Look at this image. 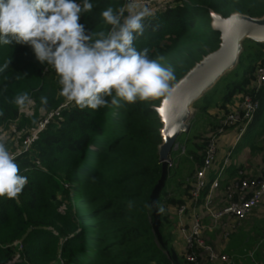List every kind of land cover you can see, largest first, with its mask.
I'll list each match as a JSON object with an SVG mask.
<instances>
[{
    "label": "trees",
    "instance_id": "1",
    "mask_svg": "<svg viewBox=\"0 0 264 264\" xmlns=\"http://www.w3.org/2000/svg\"><path fill=\"white\" fill-rule=\"evenodd\" d=\"M90 2L93 10L82 14L79 21L86 34L107 31L110 26L103 23L100 13L108 6L120 7L126 0ZM212 10L224 17L233 12L260 16L264 14V0H176L145 21L144 34L135 39L134 46L137 50L148 48L152 58L163 56L160 63L173 67L177 81L202 56L218 47V32L211 23H200L196 17V11H200L209 21ZM249 43L255 47L246 50L244 44L238 68L224 80L222 101L214 105L223 111V117L230 111L229 106L245 95L258 101L253 119L236 147L250 137L264 114V83L257 87L254 75L256 66L264 65V44ZM8 59L9 68L0 73V111L4 113L0 128L19 117L20 110L10 103L19 93L27 92L34 100L33 120L42 109L51 112L65 101L58 95L56 73L36 59L29 45L15 40L0 45V66ZM41 96H47L46 106L41 104ZM161 98L135 104L121 101V107L98 110H81L69 104L50 121L28 152L16 156L20 174L28 178V184L17 199L0 197V264H193L185 259L186 248L180 253L173 246V225L165 207L179 206L183 200L172 195L168 187L172 180L176 186L183 185V192L201 207L223 158L215 167L213 163L206 185L193 200L189 191L193 176L203 165L207 134L216 123L209 121L205 133L197 138L198 152L191 168L186 169V155L171 151L164 186L155 194L164 170L157 155L160 122L153 109ZM199 102L196 106H202L207 114L213 103L212 93ZM26 121L22 119L8 138L11 145L15 136L24 139L28 135ZM184 173L185 181L180 178ZM63 183L72 187L68 206L60 197ZM202 220L206 222V216L202 215ZM215 233L218 235L214 241L207 230L203 237L222 252L223 244L222 248L218 246L222 234ZM14 244L21 246L15 263ZM201 256L198 261L204 260Z\"/></svg>",
    "mask_w": 264,
    "mask_h": 264
},
{
    "label": "clouds",
    "instance_id": "2",
    "mask_svg": "<svg viewBox=\"0 0 264 264\" xmlns=\"http://www.w3.org/2000/svg\"><path fill=\"white\" fill-rule=\"evenodd\" d=\"M93 7L90 0H0V45L12 40L29 45L36 59L56 73L58 95L81 110L121 107V101L135 104L170 94L176 80L173 67L160 63L163 56L152 58L148 48L134 46L144 34L145 21L155 15L146 0L106 7L100 15L109 29L86 34L80 17ZM10 63L6 60L0 73ZM40 102L46 106L47 96H41ZM10 103L26 112L35 102L22 92ZM27 184L16 154L7 147V137L0 135V197L17 199Z\"/></svg>",
    "mask_w": 264,
    "mask_h": 264
},
{
    "label": "built area",
    "instance_id": "3",
    "mask_svg": "<svg viewBox=\"0 0 264 264\" xmlns=\"http://www.w3.org/2000/svg\"><path fill=\"white\" fill-rule=\"evenodd\" d=\"M163 0H146L149 7ZM166 2V0H165ZM164 2V4H165ZM170 6V5H169ZM255 85L259 87L264 83V65L256 66L254 70ZM69 106L64 101L60 106L49 112L42 123L44 128L53 118L60 116V111ZM258 101H254L250 96L245 95L237 103V106L220 117L217 125H214L207 134V140L204 150L203 165L194 174V183L190 187V195L193 200L199 197L201 189L206 185V176L213 166L218 154L219 137L225 134L230 128H237L239 134H242L247 128L254 113L258 108ZM39 134L32 132L22 141L20 150L14 154L28 152L32 144L38 139ZM264 145V139H262ZM231 151L225 154L222 160V166L217 176L211 181L208 194L200 211L194 214L190 228L185 231L184 238L186 242L185 259L192 263H197L199 256L209 262L221 261L229 262L226 254L217 250L211 243H208V237H203V231L210 233L218 231L224 238H228L241 223L264 202V161L259 175L246 176L242 170L238 171L236 179L230 181L224 188L223 193L219 196L218 186L219 179L222 177L224 169L231 163ZM185 212V206L178 207V214ZM202 215L206 216L208 222H203Z\"/></svg>",
    "mask_w": 264,
    "mask_h": 264
},
{
    "label": "water",
    "instance_id": "4",
    "mask_svg": "<svg viewBox=\"0 0 264 264\" xmlns=\"http://www.w3.org/2000/svg\"><path fill=\"white\" fill-rule=\"evenodd\" d=\"M210 19L212 29L219 34L218 47L195 62L173 83L172 92L162 97L159 105L153 108L160 122L157 155L159 162L164 165L155 194L164 186L171 151L177 146L179 137L189 132L191 120L198 111L195 104L220 80L235 72L245 42L264 44V14L250 16L233 12L224 17L212 10Z\"/></svg>",
    "mask_w": 264,
    "mask_h": 264
},
{
    "label": "rangeland",
    "instance_id": "5",
    "mask_svg": "<svg viewBox=\"0 0 264 264\" xmlns=\"http://www.w3.org/2000/svg\"><path fill=\"white\" fill-rule=\"evenodd\" d=\"M165 0L163 1H159V3L155 4L152 9L154 10V12L157 11H161L167 7H171L172 5L175 4L176 0H166L165 4H164ZM170 5V6H169ZM196 17L197 19L200 21V23L203 24H209L210 23V19L208 21V17H206L204 14H202L200 11H196ZM245 47L246 50H252L255 46L251 45L249 42L245 43ZM229 77V76H228ZM226 79V78H225ZM224 79V80H225ZM223 79L220 80L215 87L210 91L212 93V97H213V103L209 104V109L207 110V114H205L204 109L202 108V106H198V111L195 114L194 118L191 120V124H190V129L188 133H184L182 134L178 140V144L177 146L174 148V150L176 152H180L181 154L186 155L187 157V163H186V169H190L192 166V158L194 156V154H196L198 152V148L196 146V141L197 138L199 137V135L201 133H205L206 128L208 127V123L209 121L215 122V120L217 119V117L219 116L220 113H222L221 110H219L216 106H214L216 104V102H220L222 101V98L224 96L225 93V84L226 81H224ZM209 92V93H210ZM237 101L234 102V104H232L231 106H229V110H232L234 108V106H237ZM200 102H197L195 105H199ZM197 107V106H196ZM35 113V110L33 109V106H31V108L26 111V112H22L20 111L19 117L16 120H9L7 121L3 127H1V131H0V135L6 136L7 137V147L9 148V150L11 152H13V148H18L16 151L18 152L20 150V144L22 143L21 140L23 141L24 139L23 136L21 137H14L13 138V145L10 144V141L8 138L11 136L12 132L14 130H16V127L18 126V123H20V121L22 119L25 120H29L26 121L25 123H27L26 127H25V132L28 133V136L32 133V132H37L39 135L44 132L49 123H47L45 125V127H42V123L45 120V117L47 116L46 111L43 109L41 110V112L39 111L38 117L37 119H32V115ZM259 124L253 129V131L251 132V135L249 138L244 139L240 146L236 147V149H231V162L234 163L235 159L237 157H241L243 155V153L250 154V157H253V160H256L258 157V150L262 147V139H264V114H262V117L260 118ZM11 145V146H10ZM225 151L227 148H224ZM16 151H14L13 153H15ZM230 151V150H228ZM228 151H226L225 153H227ZM170 162V161H169ZM168 162V164H169ZM217 165L216 163L214 164ZM247 175V174H246ZM225 176V173L223 175V177ZM250 176V175H247ZM181 179H184V181L186 180V173L182 174V176L180 177ZM63 188L61 190L60 193V197L63 200V203H68L70 201V198H72V187L67 184V183H63L62 184ZM171 192L172 195L174 196H179L182 198L183 202L181 205L185 206V212L183 214H178V207L180 206H166V211L169 214V218L172 222V229H173V233H174V240H173V246H175V248L177 249V251H179L181 253V251L183 249L186 248V242H185V238H184V233L186 230H188L190 228V224L192 222V219L194 217L195 213H198L200 211V207L197 206L196 204L193 203V201L190 200V197L185 194L183 192V185H179L176 186L175 181L172 180L169 184L168 187ZM68 206V204H67ZM259 210L254 212L253 214L249 215L247 218L244 219L245 220H251L252 223L254 224L256 222V220H260L262 222H264V211H262V207L258 208ZM208 222V220H206V223ZM243 223V222H242ZM261 224V223H260ZM240 224L236 227V229L234 230L233 234L230 235L229 238H224L223 236H220L222 239V242H220V245L223 244V242L225 241V243L223 244V248L221 246V248L225 251L226 246L228 247L227 244H229L228 250H232L231 252H233L231 254V256L229 257L227 255V253H225L228 258H229V262L233 261L232 263H234L233 258H235L236 256H238V258H240L241 263L240 264H254L251 259H255L256 263L258 264V262L264 263V260H262L261 256L256 259V255H254V252L256 251V248L254 245V242L251 245H245L244 248V244H245V240L244 239L246 236L244 229L240 226ZM218 232V231H216ZM211 234H215L211 233ZM217 235V234H215ZM217 237V236H215ZM244 237V238H243ZM255 237L257 238V235H255ZM243 238V239H242ZM242 239V241H241ZM252 242V240L250 241ZM249 242V243H250ZM14 247L16 248V258L13 261V263L17 262L18 259L17 257L19 256V249H21V246H19V244H14ZM260 249H264V245L261 246ZM228 250H226L228 252ZM243 250V252H241ZM223 252V251H222ZM224 253V252H223ZM236 253V254H234ZM242 253H246V254H242ZM235 257H234V256ZM17 259V260H16ZM210 263L209 261L206 262V260L203 261H198L197 263H193V264H208ZM216 263V262H214Z\"/></svg>",
    "mask_w": 264,
    "mask_h": 264
},
{
    "label": "crops",
    "instance_id": "6",
    "mask_svg": "<svg viewBox=\"0 0 264 264\" xmlns=\"http://www.w3.org/2000/svg\"><path fill=\"white\" fill-rule=\"evenodd\" d=\"M222 114H223V111H222V113L219 114V116L215 120L216 123L214 125H217V123L220 120V116ZM241 136H242V134H239V130L237 128H230L225 132V134H223L222 136L219 137L218 154H217V158L215 161L216 164H219L218 162H221L222 158L226 154L225 153L226 151H228V150L231 151V149H234V150L236 149V146H237ZM224 148H227L226 151ZM262 150H264V145H262V147L258 150V157L256 160H253V157L252 156L250 157V154H247V152L243 153V155L241 157H237L235 159V162L231 163L230 166L223 171L222 177L219 179V186H218L219 195L222 194V190H223V188H225V186L228 184V182L230 180H232L233 178H236L238 176L239 170H242L243 172H245V174L250 175V176L259 175V173L262 169V161H264V160H262ZM224 173H225V176L223 177ZM259 207H262V211H264V202H262V204ZM258 208L255 209L253 211V213L258 211L259 210ZM240 226L244 229V232H245L244 236H246L245 238L243 237L244 239H246L245 244H244V248H245V245L248 246L254 242V245H256L255 246L256 251L254 252V255H256V257H257L256 259H258L261 256L262 260H264V249H260L261 246L264 245V222L257 219L256 222L253 224L251 220L247 219L245 221L242 220L240 223ZM215 234L218 235V233H215ZM215 234H210V239L211 240L213 239L212 241H214V239L216 240ZM258 234H260V235L258 236ZM255 235H257L258 237L256 238ZM242 239H241V241H242ZM251 240H252V242H250ZM224 243H225V241L223 242V244ZM227 245L229 247V244H227ZM228 247L226 246L225 251L223 250L224 253L223 252L222 253L223 254L227 253V255L230 257L231 254L233 253V252H231L233 249L228 250ZM226 250H228V252ZM241 252H243V250ZM234 254H236V253H234ZM242 254H246V253H242ZM233 260H234V263H232L233 261L227 262V263L217 261L216 263L210 262L208 264H240L241 263L240 258H238V256L233 258ZM251 261L254 264H257L255 259H253V260L251 259ZM258 264H264V263L258 262Z\"/></svg>",
    "mask_w": 264,
    "mask_h": 264
}]
</instances>
